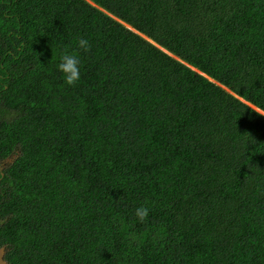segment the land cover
Here are the masks:
<instances>
[{"label":"trees","instance_id":"trees-1","mask_svg":"<svg viewBox=\"0 0 264 264\" xmlns=\"http://www.w3.org/2000/svg\"><path fill=\"white\" fill-rule=\"evenodd\" d=\"M2 246L9 264H264V0H0Z\"/></svg>","mask_w":264,"mask_h":264},{"label":"clouds","instance_id":"clouds-1","mask_svg":"<svg viewBox=\"0 0 264 264\" xmlns=\"http://www.w3.org/2000/svg\"><path fill=\"white\" fill-rule=\"evenodd\" d=\"M77 48L85 52L89 51L91 48L89 40L86 38H79L77 42ZM56 70L59 73H61L63 79L68 85L76 84L81 79V74H82L80 56L72 52H65L60 57L59 63L56 66ZM149 211H150L149 207L141 205L135 209L134 215L139 220V222H144L149 216ZM1 248H4V254H3V258H4L5 247L2 246L0 247V249Z\"/></svg>","mask_w":264,"mask_h":264},{"label":"water","instance_id":"water-1","mask_svg":"<svg viewBox=\"0 0 264 264\" xmlns=\"http://www.w3.org/2000/svg\"><path fill=\"white\" fill-rule=\"evenodd\" d=\"M3 254H4V248L0 249V264H8L5 259L3 258Z\"/></svg>","mask_w":264,"mask_h":264},{"label":"rangeland","instance_id":"rangeland-1","mask_svg":"<svg viewBox=\"0 0 264 264\" xmlns=\"http://www.w3.org/2000/svg\"><path fill=\"white\" fill-rule=\"evenodd\" d=\"M6 160H9V158H7Z\"/></svg>","mask_w":264,"mask_h":264}]
</instances>
